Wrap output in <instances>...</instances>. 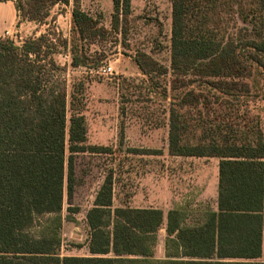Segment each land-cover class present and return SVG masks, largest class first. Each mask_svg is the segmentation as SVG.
<instances>
[{"label": "trees", "instance_id": "obj_1", "mask_svg": "<svg viewBox=\"0 0 264 264\" xmlns=\"http://www.w3.org/2000/svg\"><path fill=\"white\" fill-rule=\"evenodd\" d=\"M13 1L22 20L39 25L72 3L73 37L0 36V264H264V0H172L170 69L136 57L141 71L172 76L169 154L219 159L217 208L114 207L109 174L86 214L89 255L61 254L62 210L65 193L74 195L76 153L105 147L87 144L76 78L70 94L67 66L51 53L63 44L73 67L89 68L90 45L110 30L82 0ZM113 5L112 28L126 34L132 0Z\"/></svg>", "mask_w": 264, "mask_h": 264}, {"label": "rangeland", "instance_id": "obj_2", "mask_svg": "<svg viewBox=\"0 0 264 264\" xmlns=\"http://www.w3.org/2000/svg\"><path fill=\"white\" fill-rule=\"evenodd\" d=\"M72 6V3L55 6L51 23L39 25L22 20L14 5L5 15V4H1L0 36L12 37L21 44L24 39L38 36L49 29L53 37L57 31L63 38L70 40L73 37ZM82 7L110 30L105 38L90 45L91 54L95 57L90 60L92 66L73 67L70 49L66 50L63 44H58L51 56L61 65L67 66L64 75L68 79L70 94L73 79L76 78L75 107L86 118L87 144L94 145L95 140H99L95 144L104 146L105 150L75 155L74 195L69 199L65 193L62 210V255L90 254V228L86 214L93 206L97 190L109 174L114 179V207L162 205L167 213L170 207L184 205L180 201L185 194H190L193 187L189 179L208 176L210 180L204 187L210 188L211 194L205 201L217 208V198L211 189L212 178L216 176L218 190L219 159H185L169 155L168 110L172 76L169 72L145 73L136 61L139 53L145 52L170 69L172 0H132L126 34L112 28L113 0H82ZM97 61H101L100 64ZM109 64L113 67L112 74L99 72L100 67ZM58 75L61 76L62 72ZM253 78L262 76L255 72ZM81 85L85 88L82 89ZM70 94L68 123L72 115ZM204 162L208 165L206 172L201 170L205 166ZM157 177L165 179L167 191L162 192V187L153 186L154 178ZM143 178H146L144 187ZM171 181L175 184L172 190L166 187ZM187 200H192V204L203 201L197 197ZM46 217L40 216L37 223ZM166 237V226L163 225L158 232L155 253L158 258L165 257Z\"/></svg>", "mask_w": 264, "mask_h": 264}, {"label": "crops", "instance_id": "obj_3", "mask_svg": "<svg viewBox=\"0 0 264 264\" xmlns=\"http://www.w3.org/2000/svg\"><path fill=\"white\" fill-rule=\"evenodd\" d=\"M1 4H5V7L3 8V13L6 15V14H8V12L11 10V8H13V5L15 6V4H14V1L13 0H7V2H0V5ZM88 134V133H87ZM96 142H100L99 140H95V143ZM94 143V145H96ZM87 152V151H86ZM90 152H93V151H90ZM169 153V152H168ZM170 155V154H169ZM171 156H173V157H181V158H185V159H192V158H206V157H193V156H175V155H171ZM205 163V166H204V168L203 169H201L202 170V172L205 170V172L207 171V169H208V165L206 164V162H204ZM200 168V167H199ZM154 169H155V172H156V167H154ZM215 175H216V172H215ZM190 178V177H189ZM145 179L146 178H143V187L145 186ZM165 179H161L160 177H157V178H154V183H153V186L155 187V188H158V187H162V192H164V191H167V189L165 188V185L167 184L166 183V181H164ZM189 180H191L190 182H191V186H193L192 188H191V191H190V194H185V196L184 197H182V200L180 201V203H184V205L185 204H187V203H193V201L192 200H187V199H191V198H196L197 197V199H200V200H203V201H205L206 199H208V198H210V192H209V190H210V188H205L204 186L205 185H207V183H208V180H210L209 178H208V176H206V178H203V177H194L193 179H189ZM215 180H216V176L214 177V179L212 178V181H213V189H211V190H213V194L216 196V198H217V196H218V190L216 189V182H215ZM218 180H219V166H218ZM173 181V180H172ZM171 181V184L169 185V186H166V187H169L171 190H172V188H174V183ZM104 182V181H103ZM189 182V181H188ZM103 184V183H102ZM101 184V185H102ZM205 184V185H204ZM101 185H100V187H101ZM100 187H99V189H100ZM146 189L148 188V187H145ZM98 189V190H99ZM143 189V188H142ZM166 189V190H165ZM98 190H97V192H98ZM171 190H170V192H169V194L171 193ZM97 194V193H96ZM114 196H115V193H114ZM164 196V195H163ZM96 197V196H95ZM173 198H176V197H174L173 196ZM94 200H95V198H94ZM174 200V199H173ZM163 202V201H162ZM162 202H161V204H162ZM94 204V203H93ZM123 206H132V205H123ZM133 207H157V208H161V209H163V207H162V205H156V206H147V205H138V206H133ZM179 207V206H178ZM91 208V207H90ZM89 208V209H90ZM176 208V207H175ZM170 209H172V207H170V208H168V210H170ZM165 212V211H164Z\"/></svg>", "mask_w": 264, "mask_h": 264}, {"label": "built area", "instance_id": "obj_4", "mask_svg": "<svg viewBox=\"0 0 264 264\" xmlns=\"http://www.w3.org/2000/svg\"><path fill=\"white\" fill-rule=\"evenodd\" d=\"M99 72L103 73V74H112L113 73V67L112 65H103L102 67H100Z\"/></svg>", "mask_w": 264, "mask_h": 264}]
</instances>
